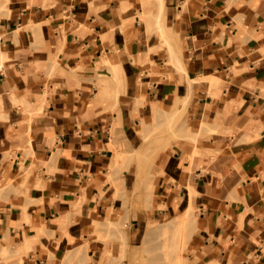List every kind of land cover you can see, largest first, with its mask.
<instances>
[{
	"label": "crops",
	"instance_id": "crops-1",
	"mask_svg": "<svg viewBox=\"0 0 264 264\" xmlns=\"http://www.w3.org/2000/svg\"><path fill=\"white\" fill-rule=\"evenodd\" d=\"M144 10L0 0V170L26 184L0 204V264H77L67 253L113 210L134 248L150 218L190 204V264H264V0H165L170 46ZM179 106L201 136L160 153L147 210L137 162L114 156Z\"/></svg>",
	"mask_w": 264,
	"mask_h": 264
},
{
	"label": "rangeland",
	"instance_id": "rangeland-1",
	"mask_svg": "<svg viewBox=\"0 0 264 264\" xmlns=\"http://www.w3.org/2000/svg\"><path fill=\"white\" fill-rule=\"evenodd\" d=\"M142 2L145 9L144 15L149 20L151 27L155 21L159 27L160 35L164 39L163 42L169 45L167 34L171 32V28L165 25V0H142ZM170 48L171 54H173L172 47ZM172 63L169 60L165 62L164 67H168ZM174 66L180 70V67L175 64ZM114 71L117 75L116 68ZM203 125L204 123L193 121L183 106L155 109L153 115L142 122L141 132L144 135V140H146L142 152L136 154L134 149L124 150L123 154L119 156L123 158V166L136 162L139 166L140 181L135 191L140 194L144 209H152L156 204L155 197L157 194L154 180L163 168L160 163V153L178 140H199ZM111 180L113 179L111 178ZM113 183L118 190H122L119 180H113ZM12 192L24 194L26 192L25 181L19 180V177L8 174L6 170L2 169L0 170V204L9 198V194ZM125 195L126 189L123 186V196ZM189 206L186 209L189 208L190 213L193 214V217L190 218H183L182 213L185 210L164 217H159V214L157 218H150L144 236L134 248H129L126 241V220L124 218L121 220L117 212L113 210L109 218L94 222L89 229V236L82 238L81 244L76 248L78 252L77 262H81L80 264H169L168 260L173 257L178 264L182 262L190 264L192 260L189 256V241L195 227L196 216L199 214V208L193 204L191 207ZM153 224L157 226V230L150 231ZM179 227H182L184 231ZM179 229L184 234L179 232ZM180 233L181 237L182 235L185 236L184 243H181ZM146 241L150 242L149 246ZM172 241L173 243L176 241L177 244H173ZM179 241L180 244H183L180 245L181 247ZM173 246L174 249H172ZM90 250H97V254L92 256Z\"/></svg>",
	"mask_w": 264,
	"mask_h": 264
},
{
	"label": "bare ground",
	"instance_id": "bare-ground-1",
	"mask_svg": "<svg viewBox=\"0 0 264 264\" xmlns=\"http://www.w3.org/2000/svg\"><path fill=\"white\" fill-rule=\"evenodd\" d=\"M163 4V3H162ZM161 11V10H160ZM137 57V56H136ZM138 62V61H137ZM136 98V97H135ZM136 100V99H135ZM29 107H33V106H29ZM37 107V106H36ZM38 108V107H37ZM32 110V109H31ZM34 110V109H33ZM39 110V109H38ZM117 130V129H116ZM115 131V130H114ZM119 131V130H118ZM114 134V133H113ZM118 137V136H117ZM170 140V139H169ZM168 140V141H169ZM144 141H146V140H144ZM174 141H175V139H174ZM30 142V141H29ZM170 142V141H169ZM144 143V142H143ZM141 145V144H140ZM145 145V144H144ZM141 147V146H140ZM118 148V147H117ZM119 151L121 150L120 148L118 149ZM142 150H143V147L142 148H140V149H134V152L136 153V154H139V153H141L142 152ZM116 151H117V149H116ZM116 152V155L117 154H119L120 152H122V151H120V152ZM124 151V150H123ZM126 152V151H125ZM145 152H146V150H145ZM129 155V154H128ZM113 156H114V154H113ZM119 155H117V157H118ZM122 156V155H121ZM114 157H116V156H114ZM116 157V158H117ZM117 160H118V158H117ZM118 164V163H117ZM111 174H112V172H111ZM112 176H113V174H112ZM125 180V179H124ZM8 185V184H7ZM137 187V186H136ZM180 203V202H179ZM179 206V205H178ZM192 206V204H190V206L189 207H191ZM189 209V208H188ZM188 209H185V211H184V213H182L183 214V218H185V217H193V214L192 213H190V209L188 210ZM182 214H180V215H182ZM179 215V216H180ZM177 218V217H176ZM180 229L182 228V227H179ZM179 229V232H181V230ZM155 230H157V226L156 225H152L151 227H150V231H155ZM182 230L184 231V229L182 228ZM178 231V230H177ZM148 233V232H147ZM181 233H183V232H181ZM181 233H180V237H181ZM184 234V233H183ZM175 237V236H174ZM184 237L185 236H183L182 235V237H181V243L183 242V241H185V239H184ZM147 238V237H146ZM171 239V238H170ZM175 239V238H174ZM179 239V238H178ZM176 240V239H175ZM171 241V240H170ZM150 242L149 241H146V244L149 246L150 244H149ZM172 243H173V241H172ZM174 243H176V241L174 242ZM173 243V244H174ZM184 243V242H183ZM170 243H168V245H169ZM177 244V243H176ZM180 245H183V244H180V241H179V246ZM170 246V245H169ZM172 246V245H171ZM181 247V246H180ZM179 248V247H178ZM167 249H169V248H167ZM172 249H174V246H173V248ZM124 251V250H123ZM169 251H171L170 249H169ZM77 254H78V252H77V249H71L68 253H67V256H66V260H68L69 259V261H67V263L68 262H72V261H70L71 259L73 260L76 256H77ZM123 254H124V252H123ZM76 255V256H75ZM171 255H172V253H171ZM171 257V256H170ZM162 258V257H161ZM73 263V262H72ZM77 263H79V262H77ZM81 263V262H80ZM79 263V264H80ZM168 263L169 264H178V262H176L174 259H173V257H171L169 260H168ZM61 264H63V262L61 263ZM69 264V263H68ZM73 264H75V263H73ZM180 264V263H179ZM181 264H184L183 262L181 263Z\"/></svg>",
	"mask_w": 264,
	"mask_h": 264
}]
</instances>
